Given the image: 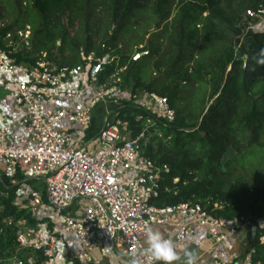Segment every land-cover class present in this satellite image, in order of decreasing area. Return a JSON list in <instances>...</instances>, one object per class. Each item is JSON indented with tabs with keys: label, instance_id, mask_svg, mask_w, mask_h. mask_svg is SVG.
Instances as JSON below:
<instances>
[{
	"label": "trees",
	"instance_id": "obj_1",
	"mask_svg": "<svg viewBox=\"0 0 264 264\" xmlns=\"http://www.w3.org/2000/svg\"><path fill=\"white\" fill-rule=\"evenodd\" d=\"M234 1L156 0L149 6L150 0H31L39 20L31 48L14 50L11 46L9 50L18 63L53 62L57 66L76 65L92 53L100 56L109 51L115 58L101 72L100 81L115 75L123 86H132L133 96L143 91L165 96L176 119L166 123L148 109L133 114L123 109L101 124L96 110L105 103L117 108L129 102L102 101L93 109L87 139L96 137L112 118L127 121L134 137L148 126L145 135L152 136L145 145L143 137L141 149L171 167L153 200L155 205L205 204L210 199L224 203L219 215L264 218V179L254 187L237 181L223 191L197 177L200 171L219 167L237 139L251 151L264 139V30L240 24L246 9L264 7V0H238V8H232ZM139 21L144 24L137 29ZM68 26L75 28L73 34ZM126 28L132 34L119 46ZM150 33L139 50L145 54L135 59L126 53L133 38L143 44ZM17 38V32L12 37V26L0 27L5 49L7 41ZM18 191L19 184L0 176V258L4 259L15 248L18 220L25 219L32 227L47 220L34 219L28 209L20 207ZM7 218L13 219L11 225ZM255 228L247 231L240 257L253 250L252 261L264 264V227ZM32 255L25 252L22 257L28 260Z\"/></svg>",
	"mask_w": 264,
	"mask_h": 264
},
{
	"label": "built area",
	"instance_id": "obj_2",
	"mask_svg": "<svg viewBox=\"0 0 264 264\" xmlns=\"http://www.w3.org/2000/svg\"><path fill=\"white\" fill-rule=\"evenodd\" d=\"M254 16L264 21V7L254 10ZM111 61V53L106 51L100 56L92 53L72 66L18 63L0 40V85L9 80L20 113L16 123H0V176L19 184L17 204L28 209L32 218L47 219L36 227L18 220L12 256L0 258V264L10 260L15 264H58L65 235L76 239L79 250L75 257L81 264L92 261L91 250L106 257L109 247L127 257L129 264L133 260L142 264L146 225H175L171 239L177 243L202 230L206 239L224 243L229 251L235 250L238 237L244 243L251 227H264L263 217L219 215L224 203L217 200L155 205L153 200L171 167L144 153L141 140L145 131L134 137L127 121L112 118L96 137L87 139L95 106L121 99L115 80L110 84L100 81ZM85 91L91 95L80 106L77 99ZM52 92L71 95V103L52 107ZM142 95L154 115L166 123L175 121L176 112L167 97L147 91ZM30 180L43 183L44 188L31 187ZM5 221L13 223L11 218ZM261 240L264 242V236ZM25 252L33 255L26 260L22 257ZM252 252L232 261L214 258L211 264H260L252 261Z\"/></svg>",
	"mask_w": 264,
	"mask_h": 264
},
{
	"label": "rangeland",
	"instance_id": "obj_3",
	"mask_svg": "<svg viewBox=\"0 0 264 264\" xmlns=\"http://www.w3.org/2000/svg\"><path fill=\"white\" fill-rule=\"evenodd\" d=\"M156 0H150L148 3L149 6H152ZM226 6V2L223 3ZM239 1H234L232 8H238ZM243 9V8H242ZM174 14V13H173ZM243 19L240 24L246 29L253 25L252 29L256 30H264V21H258L254 16L253 9H246ZM249 21V23H248ZM0 22L6 25L12 26V37L15 33H18L17 40H9L7 41V49L9 50L12 46L14 50H23V46L29 50L32 45V37L36 30L39 27V20L36 17L35 11L31 8V0H0ZM64 22L67 24V18H64ZM143 21H139L136 24V28L140 29V25H143ZM146 25V24H145ZM69 31L71 34L74 33L75 28L78 27L76 25L75 28L70 26ZM153 32L154 29L150 28ZM132 34L130 28H126L119 37L118 45L123 46L129 40V36ZM149 35L146 36L143 44H138L140 38L132 39V46H129L126 49V53L130 56L134 55L136 59L138 55L145 54L139 53V50L142 49L145 44L148 42V39L151 37ZM102 40H99L98 43H101ZM147 53V52H146ZM112 56V60H114L115 56ZM51 66H57L53 62H49ZM151 70H148V73L155 77L154 74H151ZM115 82L121 88V100L129 101L128 104H121L119 107H113L109 103H105L104 107L95 111L96 115H99L101 120V124L105 122L109 117L116 116L121 110L128 109L131 114L135 113V110L140 109H148V102L145 96L141 93H138L137 96H133L132 94V86L131 85H122L121 80L114 77L113 80L108 78L105 80L106 83ZM91 94L88 92L81 93V95L77 99V103L81 104L83 98L86 100ZM186 100L189 98L188 95L185 94ZM83 97V98H82ZM57 104L60 106L70 103V98L68 96H57ZM140 117V116H139ZM103 122V123H102ZM148 126L144 129L146 131ZM152 135H144L143 139L144 145L148 142V139ZM232 155L231 158L229 156ZM216 169V170H215ZM2 169L0 168V173ZM197 177L205 180L212 181L214 186H216L220 190H228L235 182L239 181L244 186L254 187L260 184L264 179V139L261 142L260 146L254 149L253 151L247 146V144L242 141V139H237L236 142L231 147L230 151L226 154V156L222 159L220 166L217 167H209L203 171L197 173ZM27 183L34 188H44V184L35 180L27 181ZM0 237H2L0 235ZM70 242V240H69ZM78 244L76 240H73V246L68 248V250L76 251L78 249ZM60 252V249H59ZM3 264H15L14 260L7 261Z\"/></svg>",
	"mask_w": 264,
	"mask_h": 264
},
{
	"label": "crops",
	"instance_id": "obj_4",
	"mask_svg": "<svg viewBox=\"0 0 264 264\" xmlns=\"http://www.w3.org/2000/svg\"><path fill=\"white\" fill-rule=\"evenodd\" d=\"M6 80H4L5 83L3 86L0 85V123H16L20 113L15 104L12 85L9 80ZM1 82L2 76L0 73V84ZM52 94L51 98H49L50 105L52 107L60 106V104L58 105L56 103V99L57 96H63L64 93L52 92ZM64 95L70 98L71 103L72 96L68 94ZM84 99L85 98H83L81 104L78 105L81 106L85 102ZM152 229L158 230L165 236L171 238L174 235L176 226L161 225L153 226ZM241 239H243L241 236L238 237L235 250L229 251L224 243L216 244L209 239H206L204 232L200 230L196 235L183 242H174V247L177 249V253L182 260L184 259V252L190 251L193 253L195 264H211L214 258H219L224 261H232L234 258L239 257L243 251V240ZM73 240L76 239L72 235H65V237H63L60 244V252L58 253V264H81L75 257L79 250V245H77L78 249L76 251L68 250V248L73 246ZM89 253L92 257V261L86 264H97L96 261H99V264H129L127 257L122 256L117 250L110 247L108 248V255L106 257L101 256L98 250H91Z\"/></svg>",
	"mask_w": 264,
	"mask_h": 264
},
{
	"label": "clouds",
	"instance_id": "obj_5",
	"mask_svg": "<svg viewBox=\"0 0 264 264\" xmlns=\"http://www.w3.org/2000/svg\"><path fill=\"white\" fill-rule=\"evenodd\" d=\"M100 228H103V225H100ZM145 234L146 247L140 251V256L144 258L142 264H195L192 252L185 251L182 260L174 247L173 240L162 232L146 225ZM132 264H141V262L133 260Z\"/></svg>",
	"mask_w": 264,
	"mask_h": 264
},
{
	"label": "water",
	"instance_id": "obj_6",
	"mask_svg": "<svg viewBox=\"0 0 264 264\" xmlns=\"http://www.w3.org/2000/svg\"><path fill=\"white\" fill-rule=\"evenodd\" d=\"M142 54H140V55H138V57H140ZM137 57V58H138ZM111 124V121L109 122V125ZM136 148L138 149L139 148V146H136ZM253 230H256V228L254 227V229Z\"/></svg>",
	"mask_w": 264,
	"mask_h": 264
}]
</instances>
